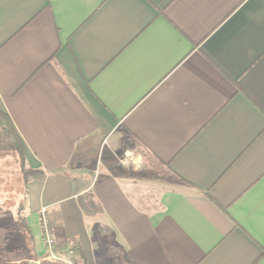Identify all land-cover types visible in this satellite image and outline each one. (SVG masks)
<instances>
[{
  "label": "crops",
  "instance_id": "crops-1",
  "mask_svg": "<svg viewBox=\"0 0 264 264\" xmlns=\"http://www.w3.org/2000/svg\"><path fill=\"white\" fill-rule=\"evenodd\" d=\"M0 111L39 172L0 157L21 257L62 264L45 217L79 264H264V0H0Z\"/></svg>",
  "mask_w": 264,
  "mask_h": 264
},
{
  "label": "rangeland",
  "instance_id": "rangeland-1",
  "mask_svg": "<svg viewBox=\"0 0 264 264\" xmlns=\"http://www.w3.org/2000/svg\"><path fill=\"white\" fill-rule=\"evenodd\" d=\"M140 152L142 157L138 159L139 164L133 165L132 167L138 169V171L136 172L138 176L148 177L146 178L148 180V184L150 185L154 184L153 186L157 188V185H155L157 184V182L156 180L153 179H156L157 176L159 177V175L162 176L163 174L172 176L170 170L166 165L158 162L154 158L150 157V155H148L147 153L142 152L140 149L139 151L135 152L136 153L135 155L139 157L138 153ZM0 157L13 158L16 161V164L19 167V172L22 174V176H24L25 179L28 178L22 173L20 164L15 156L7 155ZM10 172H9L10 174L6 173L7 176L4 175L6 176L5 177L6 181L3 182L4 184L0 183V188H4L2 185L6 186L7 188L14 187L15 185L14 181L17 180L16 178L17 173L16 170L14 169H11ZM10 213L11 212L9 210L0 211V260L5 256L9 257V260L3 258L1 260L2 261L1 263L21 264L22 262H27L32 264H38L40 261L39 262L33 261L21 257L23 254L26 255V253H28L30 250L29 247L22 244L23 240L27 237L26 227L22 218H19V215L15 214L13 216ZM112 254L115 259L110 264H129L124 260L122 254L118 250L113 249Z\"/></svg>",
  "mask_w": 264,
  "mask_h": 264
},
{
  "label": "built area",
  "instance_id": "built-area-1",
  "mask_svg": "<svg viewBox=\"0 0 264 264\" xmlns=\"http://www.w3.org/2000/svg\"><path fill=\"white\" fill-rule=\"evenodd\" d=\"M119 162L125 167H131L133 165L139 164L138 157L132 152L125 153L119 158ZM41 228L43 240L46 246V257L43 259V261L49 260L51 262H59L62 264H79L80 258L78 251L74 246H69L65 250H62L58 246L52 231L51 224L45 217L42 218ZM38 264H42V262H39Z\"/></svg>",
  "mask_w": 264,
  "mask_h": 264
},
{
  "label": "trees",
  "instance_id": "trees-1",
  "mask_svg": "<svg viewBox=\"0 0 264 264\" xmlns=\"http://www.w3.org/2000/svg\"><path fill=\"white\" fill-rule=\"evenodd\" d=\"M13 155L17 158L22 173L26 176H33L39 172L25 171V146L20 138L10 117L0 111V156ZM2 260V259H1ZM0 260V264H2ZM10 264V263H9ZM21 264H32L22 262Z\"/></svg>",
  "mask_w": 264,
  "mask_h": 264
}]
</instances>
